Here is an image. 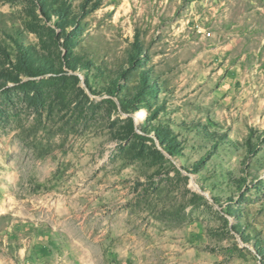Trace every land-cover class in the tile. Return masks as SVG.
Masks as SVG:
<instances>
[{
    "label": "rangeland",
    "instance_id": "obj_1",
    "mask_svg": "<svg viewBox=\"0 0 264 264\" xmlns=\"http://www.w3.org/2000/svg\"><path fill=\"white\" fill-rule=\"evenodd\" d=\"M0 264H264V0H0Z\"/></svg>",
    "mask_w": 264,
    "mask_h": 264
},
{
    "label": "trees",
    "instance_id": "obj_2",
    "mask_svg": "<svg viewBox=\"0 0 264 264\" xmlns=\"http://www.w3.org/2000/svg\"><path fill=\"white\" fill-rule=\"evenodd\" d=\"M22 58H24L23 60H21V62L24 64V67H26V69L28 70L29 66H28V63L27 61L25 60V58H27V55L24 54L22 55ZM30 71V70H28ZM36 72H39L40 70L39 69H36L35 70ZM142 96H144V90L141 89L140 91H138V93L135 95L136 99L134 100H139L140 98H142ZM134 103L135 101L133 102H130L128 105L134 107ZM157 138L158 140L161 142L160 144L162 146H164L166 148V150L170 153V154H174L175 150H176V147L171 144L172 142L168 140V138L166 137L165 133H162L160 131L157 132Z\"/></svg>",
    "mask_w": 264,
    "mask_h": 264
}]
</instances>
